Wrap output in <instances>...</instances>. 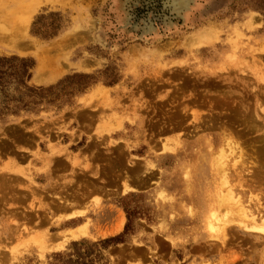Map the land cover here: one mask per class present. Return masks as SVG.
I'll use <instances>...</instances> for the list:
<instances>
[{
  "label": "rangeland",
  "instance_id": "rangeland-1",
  "mask_svg": "<svg viewBox=\"0 0 264 264\" xmlns=\"http://www.w3.org/2000/svg\"><path fill=\"white\" fill-rule=\"evenodd\" d=\"M37 3L0 56L58 99L0 122V264H264V0Z\"/></svg>",
  "mask_w": 264,
  "mask_h": 264
},
{
  "label": "trees",
  "instance_id": "trees-1",
  "mask_svg": "<svg viewBox=\"0 0 264 264\" xmlns=\"http://www.w3.org/2000/svg\"><path fill=\"white\" fill-rule=\"evenodd\" d=\"M34 63L17 56H0V122L8 116H19L22 112H38L46 103L52 105L58 98L53 97L54 87L42 88L29 85ZM76 78L89 79L87 76ZM88 81L77 84L64 92L65 102L75 92H82ZM82 85V86H81ZM127 227H125V232ZM122 236L111 237L95 243L73 242L68 252L53 254L50 264H99L105 262L103 252L110 246L122 242Z\"/></svg>",
  "mask_w": 264,
  "mask_h": 264
},
{
  "label": "bare ground",
  "instance_id": "bare-ground-1",
  "mask_svg": "<svg viewBox=\"0 0 264 264\" xmlns=\"http://www.w3.org/2000/svg\"><path fill=\"white\" fill-rule=\"evenodd\" d=\"M9 1V0H7ZM41 0H10L9 2H12L14 9H10L11 12H9V14L7 12H3V10L0 8V41H5L8 44L12 45V46H17L18 45V41L21 39V37H23V32L26 29V22L29 18L30 12L32 10V8H35V6L38 4L37 2H40ZM8 2V3H9ZM4 6V5H2ZM0 6V7H2ZM5 10V9H4ZM19 17V18H18ZM21 42V41H20ZM231 150V149H230ZM229 150V151H230ZM232 152V151H231ZM239 153V152H238ZM227 159V158H226ZM221 160V159H220ZM223 160V159H222ZM218 161V160H217ZM227 161V160H226ZM223 162V161H222ZM218 163V162H217ZM220 163V162H219ZM226 164V163H225ZM222 165V164H221ZM219 165V166H221ZM224 165V164H223ZM256 166V165H255ZM222 168V166L220 167ZM246 169V168H245ZM224 171H222L223 174ZM221 173V172H220ZM220 174V175H222ZM225 176V175H224ZM227 178V177H226ZM225 179V178H224ZM225 182V181H224ZM228 182V181H227ZM228 190V189H227ZM231 191V190H230ZM228 192V191H227ZM229 193V192H228ZM231 194V193H230ZM227 196V194H226ZM231 196V195H229ZM228 198V197H227ZM226 198V199H227ZM239 204V203H238ZM237 204V206H239ZM240 207V206H239ZM242 207V206H241ZM243 208V207H242ZM242 208H240L242 210ZM239 209V208H238ZM240 209L238 212H240ZM248 211V209H246ZM246 211V212H247ZM242 212V211H241ZM248 213V212H247ZM244 211L241 215L242 218H246L247 216L246 214L244 215ZM259 215V214H258ZM254 216H257L254 215ZM260 216V215H259ZM258 216V217H259ZM250 218V217H249ZM225 220V219H224ZM249 220V219H248ZM247 220V222H248ZM241 222V221H240ZM244 223L243 224V229L246 230H250L251 231H255L254 233L259 234L260 236H262L264 238V212L263 215H261L259 218H257L256 220H254V218L251 219V229H249V225ZM250 222V221H249ZM239 225L240 223L237 222ZM238 226V225H237ZM242 226V225H241ZM217 227V226H216ZM229 229V228H228ZM218 230V227H217ZM216 231V230H215ZM223 231V230H222ZM219 232V231H217ZM216 232V233H217ZM224 233V232H222ZM218 233L219 235L223 234ZM84 235V231L82 229V227H79L77 229L71 230L69 231V235L68 238L71 240H75L78 237ZM227 236V235H226ZM217 237V236H216ZM223 238H225L223 236ZM264 253V252H263Z\"/></svg>",
  "mask_w": 264,
  "mask_h": 264
}]
</instances>
